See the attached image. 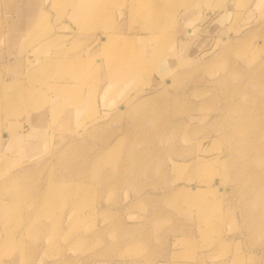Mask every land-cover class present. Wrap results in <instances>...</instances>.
<instances>
[{
    "label": "rangeland",
    "instance_id": "1",
    "mask_svg": "<svg viewBox=\"0 0 264 264\" xmlns=\"http://www.w3.org/2000/svg\"><path fill=\"white\" fill-rule=\"evenodd\" d=\"M0 264H264V0H0Z\"/></svg>",
    "mask_w": 264,
    "mask_h": 264
},
{
    "label": "bare ground",
    "instance_id": "2",
    "mask_svg": "<svg viewBox=\"0 0 264 264\" xmlns=\"http://www.w3.org/2000/svg\"><path fill=\"white\" fill-rule=\"evenodd\" d=\"M109 36V35H108ZM106 39L104 40V44H106L107 46L110 45V39L109 37H105ZM159 45V44H158ZM160 46V45H159ZM118 47V46H117ZM114 49V48H113ZM121 49V50H120ZM125 47L123 45H119L118 49H114V53L112 54V57L114 56V61L112 62L113 64H116L117 66L119 65V68H123L124 66L128 65L130 61H133L135 62V59H132L131 56L132 55H129V57L127 59H125L124 57H121V54H122V50H124ZM161 47L157 49V52L156 53H160L161 54ZM143 59H138V62L139 61H142ZM132 68H135L134 66H131ZM135 72V71H134ZM61 87H55V89H60Z\"/></svg>",
    "mask_w": 264,
    "mask_h": 264
},
{
    "label": "crops",
    "instance_id": "3",
    "mask_svg": "<svg viewBox=\"0 0 264 264\" xmlns=\"http://www.w3.org/2000/svg\"><path fill=\"white\" fill-rule=\"evenodd\" d=\"M202 19H203V18H202ZM202 19H201V20H202ZM187 21H189V22H190V19H187ZM192 30L194 31L195 29H193V28H189V30H188V31H189V33H190V31H192ZM192 33H193V32H192ZM190 34H191V33H190ZM160 62H161V64L163 63V61H162V60H161ZM160 62H158L157 68H158V66H159ZM164 63H165V61H164ZM161 66H162V65H161Z\"/></svg>",
    "mask_w": 264,
    "mask_h": 264
}]
</instances>
